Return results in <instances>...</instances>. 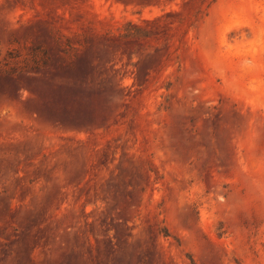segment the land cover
<instances>
[{
  "label": "rangeland",
  "instance_id": "rangeland-1",
  "mask_svg": "<svg viewBox=\"0 0 264 264\" xmlns=\"http://www.w3.org/2000/svg\"><path fill=\"white\" fill-rule=\"evenodd\" d=\"M201 1L0 0V264H264V0Z\"/></svg>",
  "mask_w": 264,
  "mask_h": 264
},
{
  "label": "trees",
  "instance_id": "trees-1",
  "mask_svg": "<svg viewBox=\"0 0 264 264\" xmlns=\"http://www.w3.org/2000/svg\"><path fill=\"white\" fill-rule=\"evenodd\" d=\"M215 1L216 0H202L201 3L196 7V9L194 11V14H193L194 19L201 18L202 15L206 13V10L209 8V6L211 4H213ZM204 2H206V4L203 7ZM138 29L139 28H136L135 30L138 32ZM142 35L145 36V33H143ZM47 62H48V59L44 60V63H47ZM84 67H86V65H84ZM81 72L83 73V71H81ZM34 79H35L34 77L26 75L27 82L25 84H23V83H17L15 81V84L13 85V88L18 89L20 86H22L21 84H23V86L25 88H27L28 90H34V85H32L33 83H31V81L34 80ZM63 90H62V92L64 94H71L73 92L72 90H74V89L67 88V89H63ZM50 118H52L53 120H57L54 115H51Z\"/></svg>",
  "mask_w": 264,
  "mask_h": 264
}]
</instances>
